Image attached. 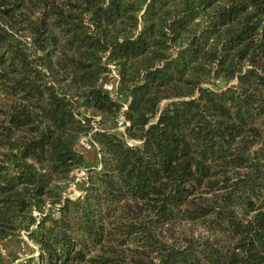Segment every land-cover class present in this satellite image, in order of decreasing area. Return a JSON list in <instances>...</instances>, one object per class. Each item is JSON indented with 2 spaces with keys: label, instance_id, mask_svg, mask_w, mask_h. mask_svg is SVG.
<instances>
[{
  "label": "trees",
  "instance_id": "1",
  "mask_svg": "<svg viewBox=\"0 0 264 264\" xmlns=\"http://www.w3.org/2000/svg\"><path fill=\"white\" fill-rule=\"evenodd\" d=\"M23 230L19 264H264V0H0V244Z\"/></svg>",
  "mask_w": 264,
  "mask_h": 264
},
{
  "label": "built area",
  "instance_id": "2",
  "mask_svg": "<svg viewBox=\"0 0 264 264\" xmlns=\"http://www.w3.org/2000/svg\"><path fill=\"white\" fill-rule=\"evenodd\" d=\"M110 70L106 73V78L102 82V88L110 94L112 98L117 100L118 102L122 103L121 110L119 114L115 118V129L117 131H120L122 133H126V129L128 126H130V121L127 119L125 112L128 108V101L125 97V93L121 89V84H120V75L118 73V70L114 64L109 65ZM99 119L100 116H96L94 120L92 121V129L88 134H85L80 137L78 140V147L81 149L82 152L87 153V152H94L97 156V158L100 157L99 153V147L97 142L94 140V133L97 130H101L100 124H99ZM130 144H133V141L128 140ZM89 175V167L88 166H83L80 168H77L73 171V179L69 184V187L65 193V197H70V198H77L80 197L84 194V191L81 187L82 184H84ZM59 206V205H58ZM52 205L50 203L46 204L44 207V212L34 210V216H36L38 219L41 218L43 215L47 214L48 211H50L52 208ZM27 236H29V233L26 230L21 231V238L24 240L22 243L24 245H31ZM33 251L35 252L36 255L34 256L37 261L40 260L41 256V251L39 249L38 245L33 246ZM24 260V259H21ZM21 260H17L14 262L15 264H19Z\"/></svg>",
  "mask_w": 264,
  "mask_h": 264
},
{
  "label": "rangeland",
  "instance_id": "3",
  "mask_svg": "<svg viewBox=\"0 0 264 264\" xmlns=\"http://www.w3.org/2000/svg\"><path fill=\"white\" fill-rule=\"evenodd\" d=\"M86 156L87 158L89 156L93 158L94 155L91 152L90 154L86 153ZM93 162H96L95 156H94ZM27 238L31 244L30 245L31 247H29L28 245H24V243L22 242H14L11 239L2 242L0 244V252L4 256V258L7 261L14 260V262H16L17 260L25 259L28 257H32V255H36L32 248L34 245H37V244L34 241H32L29 238V236H27Z\"/></svg>",
  "mask_w": 264,
  "mask_h": 264
},
{
  "label": "crops",
  "instance_id": "4",
  "mask_svg": "<svg viewBox=\"0 0 264 264\" xmlns=\"http://www.w3.org/2000/svg\"><path fill=\"white\" fill-rule=\"evenodd\" d=\"M91 152H88L87 154H90ZM95 153L93 152V155H94ZM93 159H94V156H93V158H91L90 156L87 158V160H88V162L89 163H91V162H93ZM96 159V158H95Z\"/></svg>",
  "mask_w": 264,
  "mask_h": 264
}]
</instances>
